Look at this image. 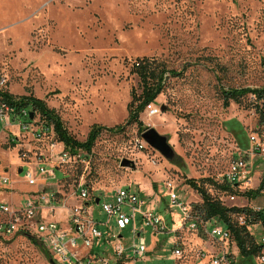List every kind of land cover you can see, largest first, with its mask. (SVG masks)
Listing matches in <instances>:
<instances>
[{"label": "rangeland", "instance_id": "1", "mask_svg": "<svg viewBox=\"0 0 264 264\" xmlns=\"http://www.w3.org/2000/svg\"><path fill=\"white\" fill-rule=\"evenodd\" d=\"M142 58L180 73L165 76L164 92L154 103L161 112L150 116L146 109L140 117L144 129L154 128L168 138L175 152L171 161L144 141L145 131L138 124H128L132 92H141L133 65ZM1 78L7 80L4 90L14 97L44 100L81 142L94 125L125 129L103 131L93 151H81L77 163L58 164L62 145L50 152L35 144V157L44 154L42 160L49 161L48 169L54 165L56 175L39 179L35 186L26 183V168L16 174L22 153L0 148L11 189L0 186V204L18 209L37 191L57 193L59 205L71 208L79 205L75 192L85 182L91 194L101 198L94 205L95 219L105 223L103 203H114L119 187L131 188L145 201L144 210L159 213L175 231L153 235L138 215L137 230L147 252L132 259L135 264H204V251L224 247L201 227L179 229L181 213L170 208L166 182L175 183L179 199L194 212L203 200L187 184L190 179L228 207L264 212V195H235L237 200L230 202L231 194L208 182L223 183L230 163L248 151L250 134L260 125L252 95L225 107L221 89L264 87V0H0ZM255 163L252 183L241 194L256 190L264 177L259 159ZM123 211L132 213L126 207ZM67 215L57 210L54 220L67 226ZM99 229L103 238L95 241L94 253L111 262L116 245L130 249L138 242L131 226L120 230L114 219ZM248 231L264 244L261 223H252ZM33 238L0 234V264H52L51 254L44 248L46 258ZM176 246L183 251L182 259L173 255ZM229 247L228 264H256L257 257L243 258L234 243Z\"/></svg>", "mask_w": 264, "mask_h": 264}, {"label": "built area", "instance_id": "2", "mask_svg": "<svg viewBox=\"0 0 264 264\" xmlns=\"http://www.w3.org/2000/svg\"><path fill=\"white\" fill-rule=\"evenodd\" d=\"M6 83L7 80L1 78L0 91H6L4 90ZM13 102L14 104H11L0 96V148L8 147L7 149L10 150L14 146L12 149H16L19 154L22 153L20 157L23 164L16 168V174L19 176L20 169L23 172L26 168L25 181L29 186H35L39 179L44 181L47 177L55 179L54 165L48 169L49 161L42 160L45 155L40 154L39 158L35 157V144L43 145L50 152H53L59 144L55 140L53 128L42 122L40 117L35 116L30 108L18 107V99H14ZM147 111L150 116L161 112L154 104L149 105ZM32 112L33 118H31ZM28 145L32 147L29 146V149ZM58 156V164L64 165L77 163L82 155L80 152L77 155H71L62 149ZM256 159H259L261 168L264 170V131L260 129L252 131L248 151L230 163L224 175V181L239 191L245 190V187L252 183V177L257 171ZM51 163L55 164V160L52 159ZM9 184V169L2 165L0 159V186L6 187L2 189L11 190L8 187ZM165 188L170 198V208H176L181 213L179 229L197 231L201 227L205 233L224 246L219 252L204 251L203 260H207V264H228L231 254L229 246L234 243L231 232L216 222L209 230L208 225L212 222L201 221L193 212L191 205L179 199L175 183L166 182ZM75 196L79 200V205L71 208H62L59 205L57 193L39 194L37 191L30 193V196L24 199V206L18 209L0 204V214L4 219L0 222V234L13 236L21 233L33 236L51 254L57 264H135L132 259L136 256L143 257L147 252L146 240L142 232L137 230L138 215L141 216L144 227L149 228L153 235L175 233L169 230L166 220L159 213L150 209L144 210L145 201L131 188L119 187L115 192L114 203H103L102 209L108 215L105 223H98L95 219L94 205H99L101 198L93 196L85 182L79 184ZM236 200V196L231 195L230 202ZM124 207L131 209L132 213H125ZM61 209L68 214L67 226L54 220L56 211ZM112 219L120 230L131 226L132 233L135 238H138V242H134L130 249L124 248L121 243L116 245V258L111 262V259L98 257L93 248L95 241L103 238L99 225H109ZM237 220L240 226H248L250 221L245 214L240 215ZM234 245L236 246L235 243ZM234 248L237 249V247ZM128 252L132 253V257H129ZM173 255L177 259H182V249L176 246ZM256 264H264V253L256 258Z\"/></svg>", "mask_w": 264, "mask_h": 264}, {"label": "trees", "instance_id": "3", "mask_svg": "<svg viewBox=\"0 0 264 264\" xmlns=\"http://www.w3.org/2000/svg\"><path fill=\"white\" fill-rule=\"evenodd\" d=\"M133 71L139 78L140 93L132 92V100L128 105V124L136 123L139 125L140 130L146 131L143 128V123L140 120L141 114L151 104H154L157 98L164 92L167 77L169 73L173 76H179L180 73L170 71L166 65L160 61L151 58H142L137 60L133 65ZM221 95L225 107H229L232 103L242 104L243 100L249 95L255 99L253 108L259 115V126L257 129L264 131V87L261 88H232L221 89ZM0 96L4 97L8 102L14 104V99H18V107L30 108L35 116H40L42 122L49 127L53 128L56 142L63 145L64 149L71 155H77L83 151L87 154L93 151L97 140L103 131L122 132L124 126H116L108 129L101 125H94L88 134L86 141L81 142L77 140L65 127L62 119L55 110L50 109L44 100L37 99L33 96L14 97L8 91H0ZM256 129V130H257ZM148 130V129H147ZM14 148V146H12ZM216 189L226 195H244L249 199H256L264 195V177L261 180L259 187L256 190H249L241 194L238 189L230 186L229 183L224 181L221 184L213 180H208ZM187 184L197 192L203 202L196 206L197 212H193L203 222H216L228 229L232 234V241L239 249V255L243 258L258 257L264 253V244H259L255 241L254 237L248 231L252 223H261L264 226V212L253 211L248 208L228 207L221 201L215 200L208 189L204 185H200L197 181L190 179ZM247 215L250 220L248 226H240L238 217L240 215ZM34 239V238H33ZM33 244L39 248L46 258H49L42 244L35 238ZM50 259H52L50 257Z\"/></svg>", "mask_w": 264, "mask_h": 264}, {"label": "water", "instance_id": "4", "mask_svg": "<svg viewBox=\"0 0 264 264\" xmlns=\"http://www.w3.org/2000/svg\"><path fill=\"white\" fill-rule=\"evenodd\" d=\"M34 113H31V118H33ZM142 138L144 141L154 148L155 150L159 151L167 160H173L175 157V152L172 146L169 144L168 138L159 134L154 128H149L142 134ZM128 162H124L123 165H128ZM19 173H22L20 169ZM52 264H57L55 260H51Z\"/></svg>", "mask_w": 264, "mask_h": 264}, {"label": "crops", "instance_id": "5", "mask_svg": "<svg viewBox=\"0 0 264 264\" xmlns=\"http://www.w3.org/2000/svg\"><path fill=\"white\" fill-rule=\"evenodd\" d=\"M60 145H62V144H60ZM63 146V145H62ZM172 218H173V216H172ZM174 222H175V220L174 219H172ZM176 223V222H175ZM181 223V220H180V222H179V220L177 221V224H180ZM171 225H173V224H171ZM174 226V225H173ZM212 251H215V250H212ZM212 251H210V250H208V252H212ZM203 262H204V264H207V260H203Z\"/></svg>", "mask_w": 264, "mask_h": 264}]
</instances>
